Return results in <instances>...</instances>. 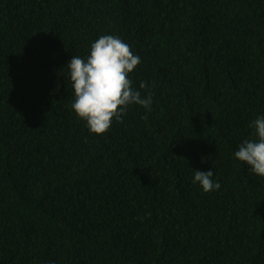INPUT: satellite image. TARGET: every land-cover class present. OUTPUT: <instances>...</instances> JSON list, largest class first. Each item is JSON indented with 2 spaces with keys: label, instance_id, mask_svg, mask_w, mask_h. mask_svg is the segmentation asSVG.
I'll list each match as a JSON object with an SVG mask.
<instances>
[{
  "label": "trees",
  "instance_id": "1",
  "mask_svg": "<svg viewBox=\"0 0 264 264\" xmlns=\"http://www.w3.org/2000/svg\"><path fill=\"white\" fill-rule=\"evenodd\" d=\"M102 35L153 98L106 135L66 68ZM261 115L264 0H0V264H264V177L234 157Z\"/></svg>",
  "mask_w": 264,
  "mask_h": 264
},
{
  "label": "clouds",
  "instance_id": "2",
  "mask_svg": "<svg viewBox=\"0 0 264 264\" xmlns=\"http://www.w3.org/2000/svg\"><path fill=\"white\" fill-rule=\"evenodd\" d=\"M142 63L139 55L115 35H102L90 46L86 58L73 55L66 68L74 95L71 108L85 121L93 134L106 135L114 121L123 122L130 105L152 110V93L148 84L141 82L142 95L130 79ZM147 120V115L144 116ZM249 127L251 138H246L234 152L235 159L249 166L250 171L264 177V115L254 119ZM214 172L194 171L193 183H198L205 193L217 191L221 185L213 180Z\"/></svg>",
  "mask_w": 264,
  "mask_h": 264
}]
</instances>
